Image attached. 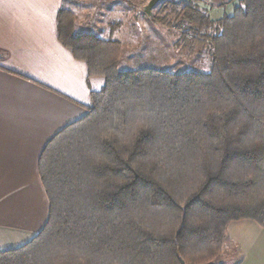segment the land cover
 I'll return each instance as SVG.
<instances>
[{
    "label": "trees",
    "instance_id": "trees-1",
    "mask_svg": "<svg viewBox=\"0 0 264 264\" xmlns=\"http://www.w3.org/2000/svg\"><path fill=\"white\" fill-rule=\"evenodd\" d=\"M197 2L151 18L209 41V72L120 70L121 42L77 32L62 2L60 42L105 84L44 147L48 220L0 264H208L230 222L264 227V0L218 20Z\"/></svg>",
    "mask_w": 264,
    "mask_h": 264
},
{
    "label": "crops",
    "instance_id": "crops-1",
    "mask_svg": "<svg viewBox=\"0 0 264 264\" xmlns=\"http://www.w3.org/2000/svg\"><path fill=\"white\" fill-rule=\"evenodd\" d=\"M63 1L0 0V251L27 243L43 229L50 202L39 173L41 153L86 113L92 92L105 84L103 76L89 77L87 63L60 42ZM236 1L207 0L205 8L218 20L234 13ZM74 2L78 31L97 32L100 4ZM224 246L236 251L232 264H264V227L234 220Z\"/></svg>",
    "mask_w": 264,
    "mask_h": 264
},
{
    "label": "rangeland",
    "instance_id": "rangeland-1",
    "mask_svg": "<svg viewBox=\"0 0 264 264\" xmlns=\"http://www.w3.org/2000/svg\"><path fill=\"white\" fill-rule=\"evenodd\" d=\"M95 1L97 5L100 4L96 8L97 11L100 10L99 20H94L95 23H99L96 34L105 39H117L122 44L120 70L127 71L144 67L174 73L209 72L211 70L212 46L210 42L204 39L191 46L186 38H182V31L155 23L145 10L150 0ZM164 1H174L179 5L183 3V0H160L153 6L152 13H155ZM65 2L73 6L76 13L77 32H82V30L78 31L80 21L77 14L78 6L74 0H65ZM197 3L203 8L206 6L204 0H198ZM239 4L240 0H237L235 7ZM81 11L86 13L88 9L85 7ZM233 251L224 246L222 254L208 264H232ZM234 253L236 254V251Z\"/></svg>",
    "mask_w": 264,
    "mask_h": 264
},
{
    "label": "water",
    "instance_id": "water-1",
    "mask_svg": "<svg viewBox=\"0 0 264 264\" xmlns=\"http://www.w3.org/2000/svg\"><path fill=\"white\" fill-rule=\"evenodd\" d=\"M160 0H150L148 5L145 7V10L151 15L152 14V8L154 5H156ZM181 264H186L185 260H181Z\"/></svg>",
    "mask_w": 264,
    "mask_h": 264
}]
</instances>
